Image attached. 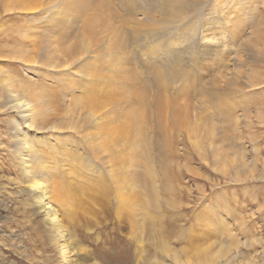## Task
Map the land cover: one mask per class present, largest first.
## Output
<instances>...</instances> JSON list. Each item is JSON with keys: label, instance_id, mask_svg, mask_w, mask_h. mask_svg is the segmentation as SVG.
Returning a JSON list of instances; mask_svg holds the SVG:
<instances>
[{"label": "rangeland", "instance_id": "1", "mask_svg": "<svg viewBox=\"0 0 264 264\" xmlns=\"http://www.w3.org/2000/svg\"><path fill=\"white\" fill-rule=\"evenodd\" d=\"M105 1L0 0V264H264V0Z\"/></svg>", "mask_w": 264, "mask_h": 264}, {"label": "bare ground", "instance_id": "2", "mask_svg": "<svg viewBox=\"0 0 264 264\" xmlns=\"http://www.w3.org/2000/svg\"><path fill=\"white\" fill-rule=\"evenodd\" d=\"M88 1H90V0H88ZM87 2V1H86ZM97 2H99V7L102 9H104V7H105V3H106V1L105 0H97ZM90 22H91V20H90ZM91 24H94V23H92L91 22ZM107 26V25H106ZM134 185V184H133ZM135 186V185H134ZM40 198V201L41 202H43L42 204H44L45 205V208L46 209H48L49 207H50V205L42 198V196L41 197H39ZM48 211H49V209H48ZM63 243V242H62ZM62 245V244H61Z\"/></svg>", "mask_w": 264, "mask_h": 264}]
</instances>
